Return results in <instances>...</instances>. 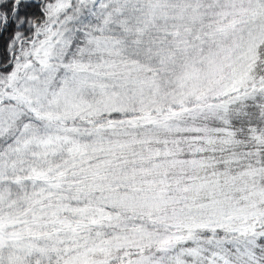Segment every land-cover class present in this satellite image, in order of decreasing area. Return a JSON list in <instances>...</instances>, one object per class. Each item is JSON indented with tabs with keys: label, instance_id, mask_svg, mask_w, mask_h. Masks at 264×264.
Wrapping results in <instances>:
<instances>
[{
	"label": "snow or ice",
	"instance_id": "snow-or-ice-1",
	"mask_svg": "<svg viewBox=\"0 0 264 264\" xmlns=\"http://www.w3.org/2000/svg\"><path fill=\"white\" fill-rule=\"evenodd\" d=\"M0 264H264V0H0Z\"/></svg>",
	"mask_w": 264,
	"mask_h": 264
}]
</instances>
